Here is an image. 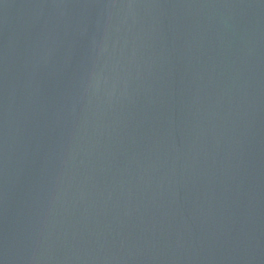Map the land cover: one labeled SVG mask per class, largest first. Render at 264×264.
<instances>
[{
	"label": "water",
	"instance_id": "obj_1",
	"mask_svg": "<svg viewBox=\"0 0 264 264\" xmlns=\"http://www.w3.org/2000/svg\"><path fill=\"white\" fill-rule=\"evenodd\" d=\"M0 264H264V0H0Z\"/></svg>",
	"mask_w": 264,
	"mask_h": 264
}]
</instances>
